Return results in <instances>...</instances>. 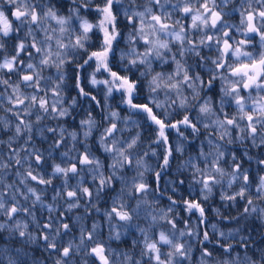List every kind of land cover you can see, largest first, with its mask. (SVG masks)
Returning a JSON list of instances; mask_svg holds the SVG:
<instances>
[{
    "label": "trees",
    "instance_id": "1",
    "mask_svg": "<svg viewBox=\"0 0 264 264\" xmlns=\"http://www.w3.org/2000/svg\"><path fill=\"white\" fill-rule=\"evenodd\" d=\"M18 1L32 6L36 24L18 20V34L9 38L0 27V49L14 53L23 45L17 83L1 80L6 87L0 88V108L16 104L26 114L44 96L64 114L70 139L56 128L40 134L43 125H31L33 115L8 124L12 119L0 113V264H101L97 246L109 264H215L202 251L204 232L213 242L239 245L223 255L222 264H264V85L243 90L237 86L241 78L233 75L264 58V0H219L217 25L202 30L191 26L183 6L201 9L212 0H159L144 16L159 14L164 27L157 25L155 37L162 45L144 55L130 45L120 48L128 69H114L139 84L138 102L167 124L189 115L202 133L201 143L171 138L172 163L159 183L163 154L156 145L148 149L154 130L143 116L106 103L111 93L106 78L84 66L100 48L89 11L103 5L100 0ZM70 2L76 3L71 15ZM113 13L124 32L123 15ZM246 14H256L248 18H254L258 33L250 32L248 18L246 31ZM223 15L234 18L226 28L233 32L225 30L232 40L229 52L219 48ZM181 28L188 32L179 38ZM198 38L203 60L195 48ZM31 43L39 48L40 62L35 55L26 57ZM80 79L85 97L78 90ZM152 80L159 88L149 84ZM161 87L175 92L163 93ZM96 99L101 107L95 108L91 100ZM99 118L105 128L114 124L98 142L109 145L106 153L85 147L79 131ZM188 201L207 208L204 226L181 209ZM243 210L244 223L223 222ZM119 212L128 219H116Z\"/></svg>",
    "mask_w": 264,
    "mask_h": 264
},
{
    "label": "rangeland",
    "instance_id": "2",
    "mask_svg": "<svg viewBox=\"0 0 264 264\" xmlns=\"http://www.w3.org/2000/svg\"><path fill=\"white\" fill-rule=\"evenodd\" d=\"M182 1L184 2L185 0ZM99 2H101V4L103 5L93 7L92 10H89V8H87L86 6H81L83 10H89L92 13L91 16L92 18H95L94 21L97 26V33L98 35H100V48L98 49L99 51H94V53H92L89 56L88 60L84 63V66L92 65V67L95 69L96 75H103L106 78V83L109 85V89L111 92L108 95V98L104 99L106 103L111 102L115 105V107L123 108L125 111H127L128 114L143 116L146 120V123L151 126L152 130H154V139L152 140V143L149 145L148 149L156 145L159 147L160 152L163 154V165L157 174V181L159 183V180L169 169L172 163L171 161L173 151L171 145V138L176 136L181 140L188 139L189 142H195L197 139L201 143L203 140L201 139L202 133L200 129H198L194 125L191 118H189V115L185 116L184 120L173 122V124H167V122L163 119H159L153 108H150L149 106L138 102V100L142 99L138 96L139 84L134 82L129 76H122L121 74L116 73L114 69L116 68V65H121L125 70L128 69V67L123 66V61L124 63H126L127 58L123 53L120 52L121 47H126L127 45H130L134 48L135 52L139 53L140 55H144L145 52L152 49L153 47L162 45L161 41L157 37H155V35H158L157 29L160 28L159 26L164 27L163 22L160 20L159 14L151 18H146L144 16L148 9H152L157 6L159 0H100ZM218 3L219 0H212L211 4H208L206 2L205 5L207 7L201 9L192 8L191 6L187 5L183 6V14L185 15L184 17L190 18V20L192 21L191 26L193 24L199 26L196 27L195 30H202L205 28L213 29L217 25L215 23V20L213 19V16L215 14H221L220 9L218 8ZM74 7H76V3L70 2L68 12L69 15L76 11ZM15 9H18L19 13ZM20 11L25 12V14ZM32 12V6L25 5L23 1L4 0L3 2H0V27L3 29V31L7 33L6 37L9 38L10 35H17L19 31L18 26H20L21 23L36 24V16H33ZM113 12H117L123 15V23L125 25L124 32H126V36L122 31V26L119 22V19L115 16ZM248 16L256 17V14L245 15L243 21H245L246 31H248ZM184 17H180L179 20H181V24L185 23V25H188V23L183 20ZM220 17L222 18V20H224V30H222L219 38V48L221 49L232 41L231 39L230 41L229 38L225 37V34L226 31L233 32L231 29L226 28H231L233 26L231 22L234 18H231L229 16L226 17L224 15ZM18 20H22L23 22L18 25L16 24ZM157 25L159 26L157 27ZM187 32L188 30L181 28L180 32L178 33V37H184ZM244 38L248 41L253 40L247 36ZM195 41H197L195 48L199 56H201L203 60L204 55H202V52L200 51L203 48L204 43L200 38L196 39ZM120 42L121 44H119ZM22 46V44L19 45V47L16 48L19 50L15 51L14 53H12L13 50L10 47H8L7 49H0V53L2 54L0 58V81L4 79L12 84L17 83L16 73H18V69L21 67L19 55L21 53L20 48ZM236 46L239 47L240 44L237 43ZM163 47L164 46L160 48ZM30 49L31 51H29ZM38 49L39 48H37V45L35 43H31L29 45V48L27 49V51L29 52L27 53L26 57L33 58V56L35 55L36 58H34L33 60L40 62L42 59L41 56H39ZM84 66L80 67V70ZM248 71L252 73L251 79L248 80L250 83L255 81V78L259 77V74L257 75L256 73H254L255 71H253L252 67H250ZM227 74H229V71H227ZM240 75L244 76V73L241 72ZM188 81L189 78H186L184 79L183 83H187ZM238 82L240 83V85L237 86H240V89H243V87L247 83L245 78L239 79ZM80 84L81 79L79 80L78 90H80L82 97H85L87 96V94L84 93V91L81 89ZM149 84L158 87L153 80L150 81ZM5 87L6 84L1 81L0 88ZM161 88H163V93L175 92L173 90L168 91L165 87ZM114 95L116 96V98H110ZM91 101L94 102L95 108L101 107V101L99 99ZM173 104H175V102H173L172 105ZM88 107L91 106L87 104L86 108ZM0 113L3 116L6 115V117H10L12 120H14H10V122H7L8 124H10L11 122H14L15 124L18 123L20 120L26 118V114L30 117H32L33 115L35 116V118L33 119L31 125L35 126L37 123L40 122L43 125L39 130L40 134H44V128H46L47 132L56 128L60 134L70 139V136L65 133V128L67 129V123L64 119V114L62 112L57 111V108H55V103L49 104V102H47L44 96L40 97L39 101L36 102V104L33 105V108L26 114L22 112L21 109H18L16 104H14L10 108H0ZM103 120L104 118H99V121L94 123L95 125H88L87 129H83L84 126L82 125L79 128V131L83 130L82 132L84 134L82 133L81 138L83 139L82 144H85V147L88 146L89 150L94 147L95 149H99L100 151H104L106 153L109 150V145L103 143L104 145L101 144L100 147L98 142L102 143V141L106 140L107 134L109 133L108 131L114 124H111L108 126V128H105L103 125ZM86 123L88 124L90 122L86 121ZM23 129L28 133V130L24 124ZM200 143H197L196 145L199 147ZM11 151L12 150L10 149V152ZM6 154L8 153H5V155ZM221 176L222 175L219 174L218 176H216V178L219 179ZM244 180H246L248 184L250 183V180L247 176H244ZM37 188L41 189V186L37 185ZM89 192V190H86V193L89 194ZM14 207L19 212V209L16 206ZM11 209L10 211H12ZM181 209H184V212L187 216L191 214L196 215L198 217L199 223H201L203 226L208 221V217L206 215L207 208L204 204H198L197 202L188 201L181 204ZM20 213L21 212L17 214ZM245 214L246 213H244L243 210V212L240 213L239 216L229 219V222H227V219H224L223 222L230 226H232V224L237 225L240 223H244ZM124 218L128 219L127 213L119 212L116 214V219L123 220ZM179 219L180 217H178L176 220H171V226H174ZM201 245L202 251L207 252L209 254V262H214L215 264H222V261L224 259L223 255L230 253L233 249L239 246H236V244L225 246L218 242H213L212 240H210V237L207 236L206 232H204L203 234V241ZM240 247L241 248L239 249H244L245 246ZM99 248V246L94 247V249Z\"/></svg>",
    "mask_w": 264,
    "mask_h": 264
},
{
    "label": "flooded vegetation",
    "instance_id": "3",
    "mask_svg": "<svg viewBox=\"0 0 264 264\" xmlns=\"http://www.w3.org/2000/svg\"><path fill=\"white\" fill-rule=\"evenodd\" d=\"M231 45V44H230ZM238 51H241L240 48L237 49ZM248 67V68H247ZM247 70L245 72L239 71V74L236 75V77L238 78H245L246 79V84L244 86L245 90H254L257 88V86L259 84H263L264 85V59L262 61H258L257 63L252 64L251 66H247ZM252 67L253 71H255L254 73H256L257 75L259 74L258 78H255V81L253 82H249L248 80L251 79L252 77V73L249 70V68ZM242 68V67H241ZM244 73V76H241L240 73ZM239 88V87H238ZM243 89V90H244ZM67 229V228H66ZM66 231V230H65ZM97 253L96 256L97 257V261L100 262L101 264H109L108 263V259L106 257V254L104 252V248L102 249L101 247L99 249H95ZM104 254V255H103ZM103 255V256H102ZM102 256V257H101ZM104 262V263H103Z\"/></svg>",
    "mask_w": 264,
    "mask_h": 264
},
{
    "label": "water",
    "instance_id": "4",
    "mask_svg": "<svg viewBox=\"0 0 264 264\" xmlns=\"http://www.w3.org/2000/svg\"><path fill=\"white\" fill-rule=\"evenodd\" d=\"M214 18H216V15H214ZM216 19H218V18H216ZM248 21H249L250 32L253 33V34L258 33V30L256 28H254V18L253 17H249ZM227 48H229V47L226 45L223 50L226 51V52H229V49H227ZM245 70H246V68L242 69V71H245ZM238 74H239V70H236V71L233 72V75H235V76L238 75ZM97 253L98 252L94 251L95 255H97Z\"/></svg>",
    "mask_w": 264,
    "mask_h": 264
}]
</instances>
